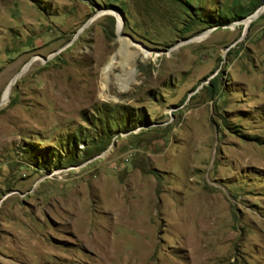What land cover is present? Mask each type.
Masks as SVG:
<instances>
[{"label":"rangeland","instance_id":"374dc122","mask_svg":"<svg viewBox=\"0 0 264 264\" xmlns=\"http://www.w3.org/2000/svg\"><path fill=\"white\" fill-rule=\"evenodd\" d=\"M259 1L0 0V264H264Z\"/></svg>","mask_w":264,"mask_h":264},{"label":"water","instance_id":"95a60500","mask_svg":"<svg viewBox=\"0 0 264 264\" xmlns=\"http://www.w3.org/2000/svg\"><path fill=\"white\" fill-rule=\"evenodd\" d=\"M262 11H264V4L261 5L260 7H258V8L254 11V13H252L251 15L248 16L249 21H248L247 23H245V24H246V27H248V25L250 24V22H251L252 20H254L256 17H258L259 14H260ZM26 67H27V65H26L23 69H21V71H20L17 75L20 76V75L25 71ZM14 83H15V82H13V84H14ZM13 84H12V85H13ZM10 89H11V88H10ZM9 93H10V90H9ZM9 93H8V95L6 96V99H5L4 101L1 100L2 103H4V102L9 98Z\"/></svg>","mask_w":264,"mask_h":264},{"label":"bare ground","instance_id":"6f19581e","mask_svg":"<svg viewBox=\"0 0 264 264\" xmlns=\"http://www.w3.org/2000/svg\"><path fill=\"white\" fill-rule=\"evenodd\" d=\"M253 13H254V12H253ZM248 21H249V18L246 17V18L244 19V22L247 23ZM126 52L128 53V51H125V53H126ZM143 54H144V56H146V55H149V52H144ZM112 58H113V57H112ZM104 72H105V71H104ZM104 72H103V74H104ZM17 77H18V75H14V76L10 79L8 85L6 86V88H5L4 91H3L2 98H1L2 101H4V100L6 99V96L8 95L9 90H10V88L12 87L13 82L16 81ZM115 197H116V196H115Z\"/></svg>","mask_w":264,"mask_h":264},{"label":"trees","instance_id":"16d2710c","mask_svg":"<svg viewBox=\"0 0 264 264\" xmlns=\"http://www.w3.org/2000/svg\"><path fill=\"white\" fill-rule=\"evenodd\" d=\"M264 2V0L259 1L258 3H256L253 7V9L255 10L257 7H259L260 4H262Z\"/></svg>","mask_w":264,"mask_h":264}]
</instances>
